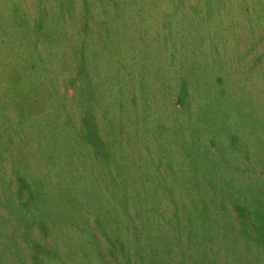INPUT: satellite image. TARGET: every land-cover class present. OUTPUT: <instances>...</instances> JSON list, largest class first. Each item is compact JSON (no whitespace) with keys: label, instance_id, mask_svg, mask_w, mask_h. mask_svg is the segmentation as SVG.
Returning <instances> with one entry per match:
<instances>
[{"label":"rangeland","instance_id":"374dc122","mask_svg":"<svg viewBox=\"0 0 264 264\" xmlns=\"http://www.w3.org/2000/svg\"><path fill=\"white\" fill-rule=\"evenodd\" d=\"M0 264H264V0H0Z\"/></svg>","mask_w":264,"mask_h":264}]
</instances>
